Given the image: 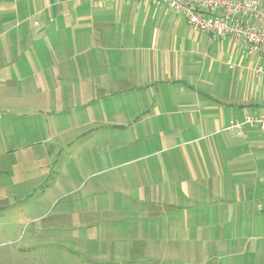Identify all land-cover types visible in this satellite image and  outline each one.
I'll list each match as a JSON object with an SVG mask.
<instances>
[{
    "label": "rangeland",
    "instance_id": "obj_1",
    "mask_svg": "<svg viewBox=\"0 0 264 264\" xmlns=\"http://www.w3.org/2000/svg\"><path fill=\"white\" fill-rule=\"evenodd\" d=\"M3 44L0 37V51ZM243 58L250 70L239 87L254 94L264 88V76L254 72L259 65L264 69V57ZM5 60L1 51L0 264L263 262L257 254L229 258L220 244L247 237L258 243V220L264 217L257 211L246 216L239 208L227 216L217 196L198 202L182 197L179 177L189 185L193 180L180 151H158L157 136L151 148L149 133L108 124L121 109L138 110L139 104L118 105L106 95L88 105L76 96L82 89L28 86L31 73L18 71V63L2 68ZM136 118L117 122L134 126L147 120ZM153 165H160L159 180L177 178L170 187L178 197L155 204L150 216L149 197L138 199V193L147 191ZM240 248L229 243L227 252Z\"/></svg>",
    "mask_w": 264,
    "mask_h": 264
},
{
    "label": "crops",
    "instance_id": "obj_2",
    "mask_svg": "<svg viewBox=\"0 0 264 264\" xmlns=\"http://www.w3.org/2000/svg\"><path fill=\"white\" fill-rule=\"evenodd\" d=\"M0 37L9 57L2 68L18 63V71L31 73L28 86L82 89L76 96L88 105L106 95L118 105L139 104L108 124L149 133L151 148L157 136L158 151H180L194 184L179 177L182 197L217 196L227 216L240 209L264 217V131L228 130L245 114L264 116V88L253 94L239 87L250 70L239 46L193 33L182 16L144 0H0ZM141 115L147 120L134 126L117 122ZM159 168L149 166V187L138 193L149 197L150 216L155 204L177 199L170 187L177 178L159 180ZM258 223V243L216 242L224 255L257 254L264 264V219ZM229 243L241 248L229 254Z\"/></svg>",
    "mask_w": 264,
    "mask_h": 264
},
{
    "label": "built area",
    "instance_id": "obj_3",
    "mask_svg": "<svg viewBox=\"0 0 264 264\" xmlns=\"http://www.w3.org/2000/svg\"><path fill=\"white\" fill-rule=\"evenodd\" d=\"M144 1L182 16L193 33L206 34L217 41H230L241 48L243 55L264 57V0ZM254 72L264 76L260 65ZM243 126L264 131V116L245 114L241 122L228 130L239 134Z\"/></svg>",
    "mask_w": 264,
    "mask_h": 264
}]
</instances>
